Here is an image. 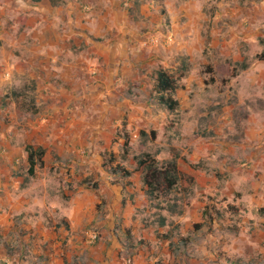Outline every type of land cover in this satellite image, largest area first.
<instances>
[{
	"label": "crops",
	"instance_id": "crops-1",
	"mask_svg": "<svg viewBox=\"0 0 264 264\" xmlns=\"http://www.w3.org/2000/svg\"><path fill=\"white\" fill-rule=\"evenodd\" d=\"M173 1L150 6L153 0H2L0 23L12 2L22 7L13 25H3L2 39H7L9 49L19 51L21 57L16 56L18 52H11L3 62L10 71L3 73L2 78L9 79L12 73L21 78L18 82L31 83L37 93L42 92L40 97L45 91L57 100H66L60 108H79L81 104L73 101L77 96H82L88 106L92 105L89 102H98L99 108L148 109L151 108L150 102L154 112L167 118L161 128L163 135L173 138L179 131L182 137L183 122H170V119L189 109L181 108L178 98L183 83L193 78L194 60L189 53L194 50L200 64L211 63L212 68L225 67L227 75L233 76L232 81H241L245 87V74L254 73V68L261 71L264 68V57L259 59V54L253 55L250 50L259 37V30L264 28V0L257 6L258 13L247 19L242 15H230L227 11H217L210 16L202 6L196 20L193 9L187 7L185 0ZM229 15L228 19H238L236 30L228 20H223ZM163 19L171 22L175 34H187L195 27L198 31L194 36L198 39L195 44L197 50L191 48L194 37L190 40L182 35V38L172 42L169 35L166 41L172 42L166 47L169 56H163L162 60H170L174 55L175 60L169 65L159 63L151 75L152 87V84L141 82L144 77L139 73V65L143 67L151 62L149 57L152 54L147 55L143 51L160 50L163 44L154 36L159 39V44L145 48L143 42L153 36L143 40L140 33L158 30ZM245 26L250 34L245 31ZM206 50L210 53L211 62L203 60ZM159 68L179 77L175 96L180 108L176 113L159 108L153 99L155 75ZM208 70L211 68L208 67ZM202 73L200 78L204 77ZM263 80L264 76L260 74L252 81ZM205 81L203 78L201 84ZM133 84L145 90L142 95L145 97L139 102L123 98V95H136L130 92ZM203 87L205 90L206 85L203 84ZM187 88L192 90L193 84L189 83ZM147 89L150 91L147 92ZM14 91L18 90L4 96V103L10 99L17 105L12 96ZM118 97L120 100H117ZM106 98H110L111 103L101 101ZM44 100L46 102L47 99ZM37 108L40 111L39 106ZM207 114L209 123L197 120L194 127L200 124L195 138L209 136L212 138L209 143L192 153L181 152L175 145L167 150V160L172 159L173 150L179 153L177 165L182 175L192 179V193L183 214L162 210V216L166 218L164 226H160L159 221L147 223L140 218L143 216L140 209L149 202L143 171L138 174L131 172L130 177H123L128 181L122 185L125 191L130 192L126 200L127 215L122 208V185L113 183L114 186H111L109 178L106 179L108 176L103 177L105 185L102 188L106 189L103 193L107 194L108 206L102 213L96 209L102 197L89 192V180L77 182L79 188L76 192L71 190L72 180L67 173L60 177L59 182L53 177L35 181L37 169H41L42 165L26 182L28 173L17 175L18 172L9 165L14 157H9L10 151L3 149L0 154L4 161L0 164V239L4 240L7 234L10 238L20 237L23 249L16 253L0 251V264H124L126 256L133 257L134 264H227L219 261V257H239V261L245 264V227L242 228L243 224L233 217L245 212V128H260L262 123L254 116L245 119V108H209ZM43 127L44 131H50L48 125ZM223 128L229 132L224 133ZM53 131L56 132V129ZM61 135L56 140L67 143L66 134ZM47 138L42 136L38 141L44 142ZM193 142L199 146L198 141ZM34 147L45 150L44 164L49 152L42 143ZM247 156L249 158L250 155ZM64 157V160L70 161V153ZM204 161L210 162L211 168L204 166ZM227 162L230 163L226 165ZM107 172L111 176L122 177L111 170ZM13 177H17L14 183ZM233 180L237 184L231 187ZM90 189L94 190L93 187ZM136 195L139 200H136ZM196 196L202 197V200ZM225 197L232 198V201ZM93 216L106 217V221H96L106 230L102 235L103 241H90L87 236L89 230L84 229ZM116 223L119 227L127 226L128 244L121 245L118 240L116 245L113 231ZM142 225L150 229L140 231ZM111 240L112 244L107 247ZM75 243L79 244V249L73 252Z\"/></svg>",
	"mask_w": 264,
	"mask_h": 264
},
{
	"label": "rangeland",
	"instance_id": "rangeland-1",
	"mask_svg": "<svg viewBox=\"0 0 264 264\" xmlns=\"http://www.w3.org/2000/svg\"><path fill=\"white\" fill-rule=\"evenodd\" d=\"M165 1L167 0H153L154 3H151L150 6L154 4L160 6ZM176 1L177 0L173 1V3H176ZM261 1L262 0H185L187 7L193 9L194 20L197 19V13L201 11L202 6L204 7L203 11L210 16H213L217 11H227L230 12V15L232 13L237 16L242 15L247 19L258 13L257 6L261 5ZM0 2H2V0H0ZM13 3L14 2L11 3L9 11L3 16L4 20L0 23V154L3 149H6L8 152L10 151L9 157H14V159L9 165L18 172L17 175H27L28 173L26 147L28 145L38 147L41 146L42 143L43 147L49 152V155L45 158L44 166L41 169H37L34 180L38 181L53 177L59 182L61 181L60 177H64L67 173L69 179L72 180L71 190L74 192L79 188L77 182L89 180L88 183L90 186L87 189L91 194H95L100 198L102 197L96 205V209L103 213L104 209L108 206V201L106 199L107 194L103 193L105 188H102L103 185H105V179H103V177L108 176L106 179L109 178L111 186H114L113 183L115 185H122L123 182L125 183L128 181V179H124L122 175V177L118 175H109L107 170L113 171L115 167H120L138 174L142 171L137 165V158L141 154L150 153L154 155L159 162L163 163L169 158L167 150L170 146L175 145L181 152L188 153L199 150V147L205 145V143H209V140L212 138L209 136L195 138V134L200 130V124L194 127L195 121L198 120L199 123L202 121L203 124H208L210 121L209 115L207 114L209 108H245V119L248 120L254 116V118H257L259 122L262 123V128H253L251 126L245 128V135H247L245 139V212H239L237 216L234 215L233 219L242 223V228L245 227V238H247V240H245V264H264V158L261 159L264 155V80L252 81L255 76H259L260 74L264 76V68L263 71L254 68V70H252L254 73L250 71L248 74H245V87H243L241 81L236 83L232 81L233 76L227 75L225 67L218 66L216 69L215 67L212 68L213 66L211 63L200 64V59L198 56L194 55V50H192L189 54H192L194 60V72L191 75L193 78L183 83L182 89L178 94L181 108L189 109H187L185 113H178V116L175 115L171 117L170 122L171 120H173V122L179 120L180 124L183 122L182 137L180 135L181 133L178 131L172 138L171 135H163L161 132L162 124L167 122L166 116L162 113L158 114L154 112L152 110L154 107L147 100V97L145 100L151 105V108L148 109L99 108L100 104L96 101L95 103L89 102L92 105L88 106L85 99L83 98L82 100V96H77L73 99V101L81 104L80 107L77 106L79 108L72 106H70L72 108H60L66 100H57L55 96L53 97L52 94H46L45 91H43V97H40V93L42 92L37 93L31 83H26L24 81L18 82L21 78H17L14 74L12 75V73L9 79H3L2 74L10 71L9 68H5L6 66L3 62L10 56L11 52H15V54L18 52L19 55L16 56L21 57V53L9 49V46L6 44L7 39H5V41L1 37L4 34V23L13 25L17 14H19L22 9V7L19 6L20 4ZM109 3L111 4V2ZM36 6H38V4ZM86 11L88 12V9H86ZM230 15L223 20H228L234 28L233 30H236L235 28L238 25L236 24V20L238 19H228ZM163 20L158 30H146L140 33V35L143 36V40L151 35L153 37H158L161 40V44H163L160 50L152 49L151 51H143L144 54H152L151 57H149L151 62L150 64H145L143 62L145 64L143 67L139 65V73L144 77L141 82L146 83V85L152 84V87L153 80L151 75H153L159 63L163 62L169 65L170 62L175 60V55L170 58V60H162L163 56H169L166 47L171 46L170 44H172L173 41L182 38V35H185V38L191 40L196 36V32H198L196 28L193 27L187 34L181 32L175 34L171 27V22L169 23L167 20ZM245 31L247 34H250V30L247 26H245ZM169 35L172 37V42L167 43ZM258 35L257 41L253 42L250 50L252 52L251 54H259V59H262L260 56H264V28L259 30ZM191 42V48H194L196 51L197 47H195V44H197L198 39L194 37ZM209 56L210 53L206 50L203 60L211 62ZM208 67L211 68L210 71ZM201 73L204 77L200 78ZM203 78H205L206 81L201 84ZM214 80L215 83H213ZM189 83L193 84L192 90L187 88ZM203 84L206 85L205 90ZM130 88L131 94L136 95H123L124 99L139 102L140 99L142 100V98L145 97L142 96L145 90H141L140 85L133 84ZM13 90L24 93L27 102L34 99L40 111H38L37 114L27 113L21 110L17 105H14L10 99L7 100V102H5L7 104H5L3 102L4 96ZM148 91H150V89H147V92ZM138 92H141V94H138ZM44 99H47L46 102ZM117 100H120V97H118ZM101 101L111 103L110 98L102 99ZM112 101L117 102L115 99H112ZM85 106H88V108H85ZM124 121H126L127 127ZM249 124L251 125V123ZM46 125H48L50 131H44L43 126ZM55 129L56 132L53 131ZM226 129L223 128L222 130L227 134L229 131ZM207 130H209L208 127ZM142 131H146L150 136L152 131H154L156 138L144 140L141 136ZM61 134H66V138H68L67 143L56 140V138L62 137ZM179 135L180 139H177ZM42 136H47L48 138L45 139L44 142H39L38 140H41L40 138ZM127 136L130 138L129 148L125 147ZM193 141H198L199 146ZM60 153L63 154L59 156ZM69 153L70 161L64 160V155ZM247 155H250L249 158ZM2 163H4V161L0 157V164ZM203 163L207 168H211L210 162L204 161ZM229 163L230 162H227L226 165ZM219 165L221 164L219 163ZM62 170L63 173L61 175L60 173ZM16 178L17 177H13V183L16 181ZM129 181H131V179ZM236 184L237 182L233 180L231 187ZM90 187H93L94 190L90 189ZM121 187L122 204L124 203L122 208L124 209V214L127 215L128 208L126 200L130 192L125 191L124 185ZM103 196H105L104 199ZM158 197V200L148 202L147 206L140 209L143 213V216L140 218H144V221H147V223L158 222L162 215V210L160 208L166 207L167 203L181 206L184 204V202L180 200L183 196L175 192L167 195L158 194ZM196 198L202 200V197L196 196ZM225 199L232 201V198L225 197ZM136 200H139L137 199V195ZM117 212L120 213L119 211ZM105 215L107 216L108 213ZM91 219L92 221H90L84 229L97 232L99 235L98 240L100 241L101 239L103 241L102 235L105 234L106 230L104 231L100 225H97L96 221L98 219L100 221H102V219L106 221V217L104 216L101 218V216H93ZM144 228L145 227L142 225L139 230L142 231ZM145 229L150 228L148 227ZM113 231H115L116 234V245H118V240H120L121 245L128 244L126 237L127 226L122 225L119 227L116 223L115 230L113 229ZM21 240L20 237L12 236L10 238V235L7 234L4 240L0 239V251L8 253L20 251L23 249L21 246L23 240ZM112 241L113 240L108 242L107 247L112 244ZM78 246V243L73 244V252L79 249ZM238 258L239 257H219L218 259L227 264H242ZM129 259H131L132 264H134L133 257L127 256L123 259L124 264H128L127 262ZM73 261L77 263L75 258H73Z\"/></svg>",
	"mask_w": 264,
	"mask_h": 264
},
{
	"label": "trees",
	"instance_id": "trees-1",
	"mask_svg": "<svg viewBox=\"0 0 264 264\" xmlns=\"http://www.w3.org/2000/svg\"><path fill=\"white\" fill-rule=\"evenodd\" d=\"M51 1L56 2V0ZM178 88L179 77L177 75L168 72L164 68H159L156 71L153 99L159 108L164 109L169 113H176L179 110L180 104L175 96ZM12 96L21 110L30 114L38 113V108L34 99L27 102L24 93L20 91H14ZM141 136L144 140L156 138L154 131H152L151 136L147 134L146 131H142ZM129 139L130 138L127 136L125 142L126 148H129L130 146ZM27 153L29 168L26 182L35 176L36 168L43 165L45 150L42 148H35L34 146H28ZM172 153V159L163 163L159 162L157 158L150 153L141 154L137 158V165L138 168L143 171V183L146 188V195L149 202L158 200V194L167 195L173 192L181 194L183 198H180V200L184 202L182 206L167 203L166 207L160 209L166 210L169 213L183 214L185 206L189 204L190 195L192 193V179L181 174L177 165L180 155L176 150H173ZM113 172L119 173L123 177H130L132 175L128 170L120 167H115ZM165 224L166 218L161 215L159 218V225L164 226Z\"/></svg>",
	"mask_w": 264,
	"mask_h": 264
},
{
	"label": "built area",
	"instance_id": "built-area-1",
	"mask_svg": "<svg viewBox=\"0 0 264 264\" xmlns=\"http://www.w3.org/2000/svg\"><path fill=\"white\" fill-rule=\"evenodd\" d=\"M159 42L160 41L157 38H154V37L153 38H149V39H147V40H145L143 42V47L150 48L152 46H157L159 44ZM87 236H88L89 240L92 241V242H96L99 239L98 233L97 232H94V231H90L89 230L87 232ZM127 263L128 264H132V260L129 259Z\"/></svg>",
	"mask_w": 264,
	"mask_h": 264
}]
</instances>
